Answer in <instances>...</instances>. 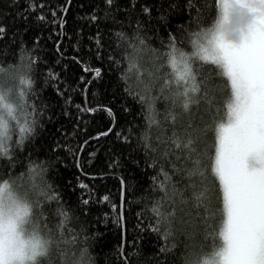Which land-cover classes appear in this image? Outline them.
I'll return each instance as SVG.
<instances>
[{
  "label": "trees",
  "instance_id": "1",
  "mask_svg": "<svg viewBox=\"0 0 264 264\" xmlns=\"http://www.w3.org/2000/svg\"><path fill=\"white\" fill-rule=\"evenodd\" d=\"M205 3L211 8L213 0H199L200 5ZM145 7L150 13L144 12ZM214 15V11H206L197 20V11L189 9L185 0H114L111 7L104 0H0V26L6 29L0 35V66L8 70L0 78L9 77L15 87L17 81L11 77L16 73L12 70L31 62L28 75L33 86L25 99L40 110L34 133L22 146L13 147L12 160L0 157V179H15L33 165L42 166L43 182L55 190L58 203L76 218L71 227L79 233V247L87 251V264H122L121 245L129 254L130 264H186L211 245L205 238L204 225L183 212H178L173 235L167 241L149 227L155 224L150 211L153 202L165 196L161 165L178 190L190 181L182 172H173L168 161L181 169L191 165L176 161L174 155L163 158L167 146L162 141L173 131L165 122L171 101L160 92L162 79L155 80L150 93L145 92V84L152 83L148 71L160 78L168 72L167 67L156 72V67L166 62L155 60L152 50L164 52L171 32L183 41L180 47L191 52L189 34L210 25ZM121 32L126 40L116 36ZM138 39H144L147 45L140 58L146 60L140 62L145 70L144 83L138 80V71L128 57L129 42ZM86 66L101 69V78L94 79L85 71ZM50 73L58 79H51ZM220 82L221 78L214 76L213 86ZM130 91L157 97L159 129L149 128L145 104ZM210 95L215 97L211 113L202 103L199 109L193 107L191 115L181 113L175 128L182 130L191 121L193 128L201 129L212 125L214 118L219 119L216 108L223 109L227 92L213 87ZM77 105L111 108L114 131L97 139L99 133L113 126L111 119L105 111L80 112ZM117 132L121 133L119 138ZM145 133L149 148H145ZM213 142L214 134L209 132L197 147L201 152H214ZM37 180L40 182V178ZM81 184L87 187L81 188ZM28 188L24 183L19 191ZM29 195L42 201L45 216L55 226L57 202L44 201L35 193ZM105 196L108 201H103ZM84 199L90 203L84 205ZM121 213L122 224L117 222ZM165 247L169 250L161 251Z\"/></svg>",
  "mask_w": 264,
  "mask_h": 264
},
{
  "label": "snow or ice",
  "instance_id": "2",
  "mask_svg": "<svg viewBox=\"0 0 264 264\" xmlns=\"http://www.w3.org/2000/svg\"><path fill=\"white\" fill-rule=\"evenodd\" d=\"M104 3L111 7L114 0H104ZM185 4L197 11V20L202 19L204 12L214 11L212 23L189 34L191 52L182 49L183 41L171 32L164 52L152 50L155 60L166 62L159 64L156 72L164 67L169 71L163 78L148 71L152 83L145 84V92L150 93L155 80L162 79L160 92L171 101L165 122L173 128L171 136L162 141L167 146L163 158L174 155L176 161L190 164L181 169L174 161H168L173 172H182L190 183L178 190L161 165L165 196L153 202L150 211L155 224L149 227L167 241L173 235L172 226L178 212H183L193 219L198 218L204 225L206 240H211L207 251H202L195 260H187L186 264H264V0H213L211 8L207 3L200 5L199 0H185ZM150 11L144 8L145 13ZM233 18L238 22L233 23ZM91 19L95 21L97 17L93 15ZM5 31L0 26V35ZM116 36L127 39L122 32ZM128 47L131 49L129 60L138 71L137 78L144 83L145 70L140 68V58L147 50L145 40H133ZM6 71L0 66V76ZM12 71L16 73L11 77L17 81L15 87L6 86L0 80V157L10 161L13 147L22 146L34 133L40 114V110L25 99L33 86V79L28 75L31 62ZM85 71L92 73L94 79L102 76L99 68L86 66ZM214 76L221 78V82L213 86ZM50 78L58 79L54 73H50ZM213 87L227 92L223 109L216 108V116L220 118H214L212 125L201 129L193 128L189 121L187 127L177 130L175 125L181 113L191 115L193 107L199 109L202 103L208 106L207 112H212L215 97L210 91ZM129 94L139 96L145 104L149 128L159 129L157 97L131 91ZM77 108L80 112L105 111L111 119L113 126L99 133L97 139L114 131L116 121L111 108L80 105ZM209 132L214 134V152H201L197 145ZM116 135L119 138L121 133ZM143 139L145 148L151 147L147 133ZM42 173V166L33 165L20 177L0 179V264H32L36 257L45 254L47 264H87V251L79 247V233L71 227L76 218L70 209L58 203L59 196L43 182ZM17 180L21 181L19 185ZM24 183H28L29 188L21 193L19 188ZM121 184L123 201L125 181ZM30 192L43 197L44 201L57 202L55 226H51L49 217L45 216L42 201L33 200ZM108 200L109 197H103V201ZM82 203L88 205L90 201L84 199ZM123 220L121 213L117 222L122 224ZM22 226H30L36 240L27 250L21 240ZM40 237L44 238L42 242ZM168 250L167 247L161 249ZM128 255L121 245L122 264H130Z\"/></svg>",
  "mask_w": 264,
  "mask_h": 264
},
{
  "label": "clouds",
  "instance_id": "3",
  "mask_svg": "<svg viewBox=\"0 0 264 264\" xmlns=\"http://www.w3.org/2000/svg\"><path fill=\"white\" fill-rule=\"evenodd\" d=\"M43 237H40V241H43ZM21 240L23 242V244L25 245L26 250L30 248L31 244L36 243L35 238L32 236V228L29 227H24L22 226L21 228ZM47 260V256L45 255H41L36 257L35 261L32 262V264H40L41 261H46Z\"/></svg>",
  "mask_w": 264,
  "mask_h": 264
},
{
  "label": "rangeland",
  "instance_id": "4",
  "mask_svg": "<svg viewBox=\"0 0 264 264\" xmlns=\"http://www.w3.org/2000/svg\"><path fill=\"white\" fill-rule=\"evenodd\" d=\"M233 23H237L238 21H237V19L236 18H233V21H232ZM140 62H142V64H144L145 62H146V60L145 59H143L142 61H140ZM131 63V62H130ZM148 70V69H147ZM167 71H169V69H167ZM0 80H2V78H0ZM5 83H6V86H12V84H11V82L10 81H12L11 79H9V77H7L6 76V80H3ZM13 87V86H12Z\"/></svg>",
  "mask_w": 264,
  "mask_h": 264
}]
</instances>
